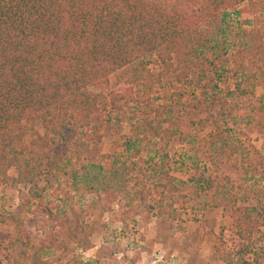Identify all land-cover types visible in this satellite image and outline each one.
I'll use <instances>...</instances> for the list:
<instances>
[{
	"label": "rangeland",
	"instance_id": "1",
	"mask_svg": "<svg viewBox=\"0 0 264 264\" xmlns=\"http://www.w3.org/2000/svg\"><path fill=\"white\" fill-rule=\"evenodd\" d=\"M233 12L220 42L241 61L253 19ZM246 67L242 79L256 74L249 94L236 91L233 64L218 68L209 73L217 100L198 111L173 78L154 83V57L134 62L109 78L108 90L127 99L106 109L99 142L60 114L0 146V264H264V75ZM129 138L137 156L124 150ZM111 170L128 182L107 204L94 189L112 190ZM231 199L258 223L249 241L236 235Z\"/></svg>",
	"mask_w": 264,
	"mask_h": 264
},
{
	"label": "trees",
	"instance_id": "2",
	"mask_svg": "<svg viewBox=\"0 0 264 264\" xmlns=\"http://www.w3.org/2000/svg\"><path fill=\"white\" fill-rule=\"evenodd\" d=\"M262 8L264 0H0V146L5 150L20 143L26 126H47L60 114L74 118L99 142L106 109L127 99L108 90L110 76L151 57L160 65L154 83L173 78L187 87L193 110L217 100L218 86L209 73L231 64L236 91L249 94L244 83L256 74L242 79L246 66L264 75ZM230 11L253 19L251 29L242 31L241 61L228 58L226 42H220L232 28ZM218 43L220 51L212 58ZM91 89L99 93L92 95ZM261 134L264 152V125ZM135 143L129 138L124 150ZM138 154L135 147L133 156ZM30 176L23 174L26 180ZM164 176L163 186L174 192L173 177ZM106 181L112 190L94 191L103 192L108 204L128 181L120 180L118 170H111ZM230 203L236 235L249 241L258 223L250 220L246 207ZM35 264L52 262L38 259Z\"/></svg>",
	"mask_w": 264,
	"mask_h": 264
}]
</instances>
